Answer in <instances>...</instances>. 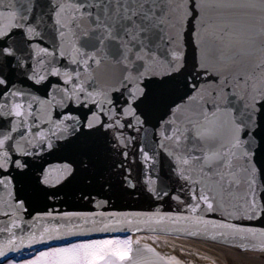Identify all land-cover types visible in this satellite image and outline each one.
Segmentation results:
<instances>
[{
  "label": "water",
  "instance_id": "1",
  "mask_svg": "<svg viewBox=\"0 0 264 264\" xmlns=\"http://www.w3.org/2000/svg\"><path fill=\"white\" fill-rule=\"evenodd\" d=\"M133 233L264 264V0H0V264Z\"/></svg>",
  "mask_w": 264,
  "mask_h": 264
},
{
  "label": "rangeland",
  "instance_id": "2",
  "mask_svg": "<svg viewBox=\"0 0 264 264\" xmlns=\"http://www.w3.org/2000/svg\"><path fill=\"white\" fill-rule=\"evenodd\" d=\"M115 249L116 247L114 248L105 241L96 240L81 246L74 244L68 247L50 248L48 251L36 253L27 259L10 261L5 264H85V262L92 264L107 252L116 253L117 249Z\"/></svg>",
  "mask_w": 264,
  "mask_h": 264
},
{
  "label": "flooded vegetation",
  "instance_id": "3",
  "mask_svg": "<svg viewBox=\"0 0 264 264\" xmlns=\"http://www.w3.org/2000/svg\"><path fill=\"white\" fill-rule=\"evenodd\" d=\"M134 239L133 236H124V237H109V238H105V239H101L100 241H105L107 242L109 245L113 246L114 248L116 247L117 251L116 253L114 254H111V255H114L115 257H117L118 259H122V258H126L128 255H129V250H130V244H131V241ZM93 241H88V242H75V243H68V244H64L62 247H68L70 245H74V244H78V245H84V244H87V243H92ZM118 243V244H117ZM115 246H114V245ZM50 248H54V247H48V248H45L44 250L45 251H48ZM55 248H58V247H55ZM115 249V250H116ZM155 249L158 251L159 255L161 257H175L177 258L179 261H181L182 263H193V264H212L211 261L209 259H207L208 261L206 262H200V261H197L195 259H192V258H185L183 257L182 255L176 253V252H173L171 250L169 251H165V250H160L158 249L157 247H155ZM235 250L237 251H240V252H243L245 253L248 257H255V258H258V259H262L264 260V254L263 253H257L255 254L254 252H249V251H244V250H240V249H237V248H234ZM42 251V250H41ZM110 254V252H107L105 253L104 255L101 256V258L97 259V261H95L94 263L92 264H97L99 263L100 261H102L106 255ZM87 262H85L86 264ZM90 263V262H89ZM88 263V264H89ZM102 264H111L110 261H106Z\"/></svg>",
  "mask_w": 264,
  "mask_h": 264
},
{
  "label": "bare ground",
  "instance_id": "4",
  "mask_svg": "<svg viewBox=\"0 0 264 264\" xmlns=\"http://www.w3.org/2000/svg\"><path fill=\"white\" fill-rule=\"evenodd\" d=\"M140 235L142 234H138L137 236H140ZM144 235L162 239V240L169 241V242H173V243H177L180 245L192 247L202 262H206L208 261L207 259H209L212 264H220L208 245L186 241L182 239H177L173 237L163 236V235L154 234V233H147Z\"/></svg>",
  "mask_w": 264,
  "mask_h": 264
}]
</instances>
